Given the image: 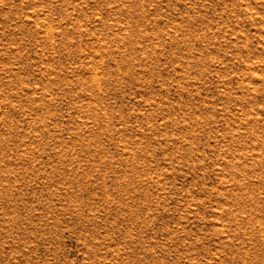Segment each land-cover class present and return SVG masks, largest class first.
<instances>
[{
    "label": "rangeland",
    "instance_id": "1",
    "mask_svg": "<svg viewBox=\"0 0 264 264\" xmlns=\"http://www.w3.org/2000/svg\"><path fill=\"white\" fill-rule=\"evenodd\" d=\"M0 264H264V0H0Z\"/></svg>",
    "mask_w": 264,
    "mask_h": 264
}]
</instances>
